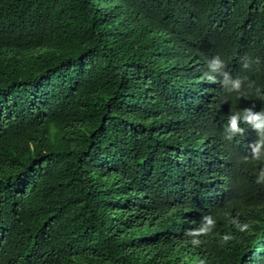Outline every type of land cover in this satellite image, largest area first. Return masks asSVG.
Returning a JSON list of instances; mask_svg holds the SVG:
<instances>
[{
    "label": "trees",
    "instance_id": "1",
    "mask_svg": "<svg viewBox=\"0 0 264 264\" xmlns=\"http://www.w3.org/2000/svg\"><path fill=\"white\" fill-rule=\"evenodd\" d=\"M262 97L264 0H0V264H264Z\"/></svg>",
    "mask_w": 264,
    "mask_h": 264
},
{
    "label": "clouds",
    "instance_id": "2",
    "mask_svg": "<svg viewBox=\"0 0 264 264\" xmlns=\"http://www.w3.org/2000/svg\"><path fill=\"white\" fill-rule=\"evenodd\" d=\"M224 61H222L219 56L213 57L210 61H209V67H211L212 69H216L217 67H219ZM208 80H212L213 77L208 76L207 77ZM233 87L234 88H239L240 87V80L239 78L235 79L232 81ZM257 95L259 96V90H256ZM241 95H243V93H241ZM264 98V97H262ZM243 113H247V115L244 116V119L253 122V127L255 129L258 130V134L261 137V140L258 141L255 146H253V152L255 153V156L253 159L256 160H261L264 159V157L261 156V149L262 146H264V110H261L260 112L257 113H252L249 109H244V111L242 113H234L231 114L228 117L227 120V126L229 128H231L234 132H239L242 131V129H240V127L238 126V119L241 115H243ZM260 181H264V171L261 172L260 176L258 177V182ZM211 222V221H209ZM240 230L243 231L245 228L248 227L247 224L244 225H240ZM227 239V237L225 238Z\"/></svg>",
    "mask_w": 264,
    "mask_h": 264
}]
</instances>
